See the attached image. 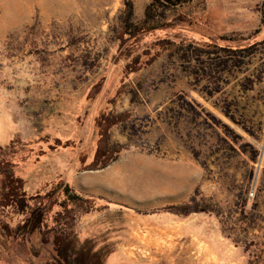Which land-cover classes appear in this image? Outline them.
<instances>
[{
  "label": "rangeland",
  "instance_id": "1",
  "mask_svg": "<svg viewBox=\"0 0 264 264\" xmlns=\"http://www.w3.org/2000/svg\"><path fill=\"white\" fill-rule=\"evenodd\" d=\"M127 1L135 6V0H0V115L7 99L20 114L32 116H37L39 104L47 107L74 94L80 106L88 86L106 76L115 51L131 56L125 60L136 63L134 72L127 74L133 78L126 80L117 102L118 108L124 109L117 114L131 111L127 128H123L128 140L124 141L120 133L110 135L109 160L164 167L166 171L151 173L156 178L143 184L171 187L184 195L187 183L188 203L171 209L181 214L212 213L222 221L226 234L241 242L243 236L235 229L243 231L241 224L246 213L252 205L257 207L255 200L264 190V33L260 34L264 0L246 1L261 16V27L249 35L214 36L213 31L218 19L214 1L231 6L226 11L239 15L241 8H235L245 4L244 0H233L229 5H223V0H185L161 14L165 27L134 38L126 34L123 24ZM144 17L145 11L139 14L134 10L136 24ZM181 45L184 50L179 51ZM187 45L193 48L182 61L180 56L187 53ZM221 47L254 48L255 54L238 67L229 62L226 72L218 73L214 65V74L207 76L202 67L220 62L217 52H223ZM194 49L204 51L199 59L192 57ZM153 52L173 56L170 59L162 54L153 66L140 70L137 59ZM142 59L147 61V57ZM128 99L132 100V107L126 105ZM218 103L230 106L239 123L252 135L229 122L241 137L234 140L218 122L227 121L214 109ZM120 118L126 120L127 116ZM3 128L0 123V148L11 140ZM242 143L250 144L249 151L258 152L257 160L263 159L262 168L255 167L250 152L236 151ZM181 145L189 150L188 160L177 151ZM124 147L127 151L118 154ZM220 149H225L223 154ZM220 158H229V164ZM253 189L254 196H250ZM47 191L49 199L41 198L36 203L42 202L45 209L51 210V226L56 218L53 216L64 213L62 204H66L75 208V218L70 213L66 216L74 219V231L82 240H91L106 253H116L118 231L130 222L123 212L117 211V206L98 197L97 204L68 201L64 185H54ZM190 203L192 210L187 208ZM22 219L23 216H13L9 209H0V220L4 222L16 225ZM137 238L146 245L151 241L148 233ZM171 242V237L157 239L161 245ZM128 250L131 257H140L135 248ZM142 256L149 255L144 252ZM14 257L26 264H46L53 254L51 245H43L35 234L16 247ZM0 264L15 263L12 257Z\"/></svg>",
  "mask_w": 264,
  "mask_h": 264
},
{
  "label": "crops",
  "instance_id": "2",
  "mask_svg": "<svg viewBox=\"0 0 264 264\" xmlns=\"http://www.w3.org/2000/svg\"><path fill=\"white\" fill-rule=\"evenodd\" d=\"M232 1L223 0V5H229ZM246 1L245 4L236 5V10L241 8L239 15L226 11L231 6H222L214 1V12L218 14V19L216 17L214 21V36L234 33L249 35L261 27L259 12L254 13L251 2L247 4ZM148 3L149 0H135L134 10L143 14ZM263 33L264 26L260 34ZM198 40L202 41L203 38ZM162 54L172 59V53L140 55L137 59L140 70L153 66ZM111 56L113 62L106 76L100 82L88 86L80 106L74 94L64 100L54 101L47 107L39 104L35 111L37 116H32L20 114L7 103L8 99L5 100L7 105L4 104L0 115L5 136L11 139L10 142L18 138L36 143V158L29 159L17 169V173L26 181L27 192H44L52 183L61 181L72 186L85 198L96 200L95 197H98L117 206V211L123 212L124 218L130 222L118 231L117 251L109 255L107 264H264V190L255 200L258 205L253 212V220H244L241 224L243 231L239 228L237 230V227L235 229L243 236L244 240L240 242L226 234L222 221L212 213L193 211L181 214L171 209L188 203L187 183L184 195L171 187H162L156 183L152 186L143 184L148 183L149 178H156L151 173L161 169L166 171L164 167L114 163L115 160H109L110 135L113 132L120 133L124 141L128 140L124 129L131 119V111L117 114L124 110L118 108L120 103L117 102L126 80L133 78V75L127 74L134 72L136 64L125 60L131 56H123L119 50ZM142 56L147 57V61H142ZM126 105L132 107V100H126ZM223 107L225 105L221 103L214 105L219 116L227 120L224 123L221 121L222 124L234 131L229 122L234 123L251 134L248 128L239 123L231 107L230 111L237 122L224 114ZM121 115L127 116V119L119 118ZM109 116L117 118L110 122ZM163 122L167 125L166 118ZM124 148L118 154L127 151ZM235 149L232 148L233 151ZM224 150L219 151L223 154ZM177 151L188 160L190 154L187 148L181 145ZM220 159L228 164L230 162L229 158ZM262 160L254 161L256 168L263 167ZM146 233L151 238L149 245L137 238ZM169 237L172 238L171 243L157 244L158 238ZM130 248H135L140 257H131ZM144 252L149 256H142Z\"/></svg>",
  "mask_w": 264,
  "mask_h": 264
},
{
  "label": "trees",
  "instance_id": "3",
  "mask_svg": "<svg viewBox=\"0 0 264 264\" xmlns=\"http://www.w3.org/2000/svg\"><path fill=\"white\" fill-rule=\"evenodd\" d=\"M184 2L185 0H151L145 9L144 19L140 24H136L133 20L134 4L132 1H127L125 3L126 12L123 21L126 34L130 38H134L146 32H152L165 27L167 23L165 25L161 23V14ZM171 44L169 42V45ZM189 48H193L192 45H187V53H183L180 58L185 59L187 56H190ZM253 49L221 47L220 50L224 53L217 52L220 62L218 64H208L207 67L209 68L202 67L204 68L203 71L207 76H211L214 65L217 67L215 71L218 73L226 72L229 62H231V66L233 67L241 66L247 58L249 59L254 56L255 51ZM178 50H184L182 45L179 46ZM202 52H204L202 49H194L191 55L194 59H199ZM195 73L198 74V71H195ZM222 111L231 120L237 122L235 115L230 111V106L223 107ZM116 118L109 116V121L113 122ZM218 122L222 124L221 121ZM222 125L234 140L235 138H241L228 125ZM35 144L33 141H23L16 138L7 146L0 148V209H9L13 216H23L24 218L16 225H11L9 222L0 220V261H7L8 258L13 257L15 264H26L25 260H19L14 257L16 247L28 239L29 236L38 234L41 237L43 245H51L53 257L46 264H107L111 252L106 253L103 248H97L91 243V240H82L77 232L74 231L72 223L74 219L66 216V214L70 213L71 216H74L72 218H75V208H68L66 204H62L65 212H57L53 216V219L56 218L51 226L49 223L51 210L49 208V210L45 209L46 206L42 202L36 203L41 198L44 200L49 199L50 194L47 191L48 189L46 190L47 192L44 191L37 194H29L27 192L25 188L26 181L17 173V169L29 159L36 158ZM249 147L250 144L242 143L240 151L247 152L248 154L250 152L251 160L256 161L258 152L256 150L249 151ZM193 154L196 158L199 157L198 153L193 152ZM54 185H64V193L68 196V201L75 200L88 203L93 201L92 203L97 204L93 199H85L69 184H64L61 181L54 182L50 185V188ZM187 208L192 210L191 203L187 205ZM255 210L256 207L252 205L245 219L250 218V221H252V215ZM61 215L64 218L61 219L63 217Z\"/></svg>",
  "mask_w": 264,
  "mask_h": 264
},
{
  "label": "built area",
  "instance_id": "4",
  "mask_svg": "<svg viewBox=\"0 0 264 264\" xmlns=\"http://www.w3.org/2000/svg\"><path fill=\"white\" fill-rule=\"evenodd\" d=\"M250 196H254V189L253 190H251V192H250V194H249Z\"/></svg>",
  "mask_w": 264,
  "mask_h": 264
}]
</instances>
